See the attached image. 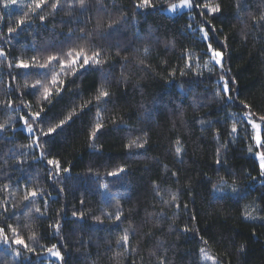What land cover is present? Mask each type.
I'll list each match as a JSON object with an SVG mask.
<instances>
[{"label":"trees","instance_id":"obj_1","mask_svg":"<svg viewBox=\"0 0 264 264\" xmlns=\"http://www.w3.org/2000/svg\"><path fill=\"white\" fill-rule=\"evenodd\" d=\"M29 2L31 0H18L17 5L7 9L0 6V17H3L0 48L8 56V59L0 57V102L13 101L12 107L0 103V123L9 121L6 130L0 133L3 137L0 139V201H6L9 215L12 211L19 215V221L12 215L4 224L19 223L21 235L26 242L36 244L38 252H41L38 245L57 244L65 255L64 264H160L162 259L164 264H203L201 247L215 256L219 264H264V220L260 219L264 217V187L261 186L264 178L260 177L259 164L248 148L252 146L253 152L264 149L255 147L252 128L246 122L238 134L229 136L233 120L240 119L239 115L231 114L246 111L240 101L251 105L255 120L264 115V22L258 20L264 13V0H246V7L239 13L237 0H208L221 6L222 11L211 19V25L217 30L213 42L215 47L225 51V69L238 87V92L232 93L234 102L227 103L215 96L219 69L209 73L200 67L197 70L204 75L198 79L187 69L186 76L180 75L185 50L199 54L207 48L199 32L192 30L202 23L200 9L170 15L163 9L176 0H152L155 8L139 10L135 8L137 0H100L103 7L97 0H89L88 10L82 15L76 13L78 20H68L65 16L68 8L64 6L53 12V0H49L38 10L39 15L46 16L44 24L33 14L31 26L26 23L18 35L9 34L8 27H15ZM204 2L194 0L196 4ZM121 14H126L128 23L120 24L118 31L105 39L96 35L98 20L106 26ZM62 20L68 22L61 23ZM188 24L192 25L191 29L186 27ZM81 28L93 34L90 44L103 49L109 60L105 65L110 72L107 80H102L99 72L88 71L73 77L71 83L66 82L63 93L50 104L39 101L40 90L25 88L24 84L26 79L31 84L40 77L19 75L27 70L10 69L9 61L15 65L17 57L38 55L43 58L66 51L83 42L77 39ZM149 28L153 30L152 38L148 37ZM69 29L73 30L70 40ZM54 33L63 35L55 37L52 47H45ZM224 43L226 49L222 47ZM32 45L38 46L36 51L32 50ZM145 45L150 47L147 55L143 53ZM203 59L206 57L201 59V65ZM193 67H197L195 63ZM173 70L175 76L170 77ZM189 81L193 82L191 91H187ZM102 82L112 95L106 105H101L104 111L100 122L104 127L95 141H90L89 133L96 123V107L81 113L78 106L94 97ZM194 99L196 104H193ZM25 102L32 105L30 110L24 107ZM41 107L44 108L40 118L43 123L34 125L37 135L39 127L46 131L74 107L78 114L56 133L41 138L47 155L36 161L33 157L40 156L39 149L20 147L30 142L31 135L24 130L19 117ZM146 109H151L150 115L146 114ZM200 120L206 122L203 127ZM136 138L141 142L147 140L144 148L126 147ZM177 139L184 148L182 162L175 156ZM93 143L95 147L90 146ZM221 145L226 148H221V164L218 165L216 150ZM52 158L59 159L70 172L50 180V166L46 161ZM18 160L24 161L22 166L17 164ZM120 166L126 168L122 180L107 176ZM21 167L23 173L19 170ZM65 176L67 180H63ZM221 177L228 186L235 180L241 190L239 195L232 193L229 187L224 193H213L212 186L220 183ZM154 182L158 189L154 188ZM101 183H108L109 192L118 194L120 221L114 219L117 199L105 193L99 187ZM5 184L10 185L7 191L3 190ZM60 187L64 188L63 192L59 191ZM36 188L43 189L45 195L37 196L35 204L43 208L44 200L48 199V212L46 218H37L38 214L34 213L29 220L23 215L28 210L23 205L28 202L22 197L27 189ZM49 192L51 196H47ZM172 193L177 195L179 208L163 202L169 200ZM33 206L28 204V207ZM61 209L64 211L58 215ZM73 211L77 217L72 216ZM245 211H252L256 218H246ZM80 213H85L83 218ZM108 213H112V219ZM94 217L101 219L97 221ZM57 219L62 225L60 235H55L49 227ZM25 224L31 227L25 228ZM129 225L130 249H135L134 252H125L116 244ZM185 227L189 231H184ZM33 231L39 237L38 243L28 240ZM201 237L207 240V245ZM241 245H244L243 252ZM12 259L5 257L3 264H12ZM32 261L35 264L34 254ZM42 264L59 262L49 263L44 258Z\"/></svg>","mask_w":264,"mask_h":264},{"label":"snow or ice","instance_id":"obj_2","mask_svg":"<svg viewBox=\"0 0 264 264\" xmlns=\"http://www.w3.org/2000/svg\"><path fill=\"white\" fill-rule=\"evenodd\" d=\"M49 0H31L26 7L27 11L23 13V16L19 17L16 20L15 27H8L7 32L9 34H19V31L22 29V26H24L26 23L30 25V22L32 20L33 14L38 15L39 20L41 24H44L46 21L45 15H39V11L42 9V6L47 5ZM98 5H100V0H97ZM18 0H0V6L7 9L10 5H17ZM66 6L68 8V11L65 12V16L68 17V20L77 19L76 13H80L81 15L88 10L90 7L89 0H63V4L61 3V0H53L51 3V9L54 11L58 10L61 7ZM103 7L102 5H100ZM156 5L152 3V0H137V3L135 4V8L137 10L139 9H148V8H155ZM246 7V0H237L236 3V11L239 13L241 9ZM194 8H198L201 11L199 12V15L202 17V23L199 25L198 29H192L193 32H199L201 42L206 43L207 48L206 51L202 53H193L190 50H185L184 52V68L180 69V75L186 76L188 72L185 70H190L193 73V76L197 79L202 77L204 75L203 71H198L197 69L202 67L205 71L209 73L215 72L217 69H219V77L217 81V89L215 92V96L221 100H225V102H234L233 101V92H238V87L236 86V81L234 78H231L228 75L229 70L225 69L224 62L226 60L225 51H222L220 48H217L214 46V38H215V32L217 31L214 25H211V19L215 18L216 14H219L222 9L219 3H209L208 0H205L203 4H196L194 3V0H176L175 3H170L165 9L168 13H182L184 10L192 11ZM3 17H0V20H2ZM195 19V17H193ZM254 20H256V17H253ZM258 20L260 22H264V13H262ZM68 21L62 20L61 23H67ZM128 23V18L126 14H121V16L116 20H110L107 25L105 26L102 22V20H98L96 24V35H98L101 39H105L106 37L110 36L112 32L118 31V26L120 24ZM133 24L137 23L135 20V17H133ZM187 28H192L191 24H188L186 26ZM80 35L77 37L78 40L83 41L82 43L75 44L73 47H69L66 51H58L55 53L48 54L46 57L41 58L38 55H34L30 58H23V57H17L16 63L13 65L11 61L8 63V67L11 69L12 67H15L16 69H24L27 70L25 72L19 73V75L28 76V75H35L39 76V79L33 80L31 84L28 83L27 79L25 80L24 87L29 88L31 87L33 90L39 89L40 90V97L39 101H44L47 103H51L54 97L60 96L65 88L67 87V83L72 82V78L78 75H83L84 73L88 71L92 72H99L102 80H107L110 72L105 68V65L109 63L108 58L105 56L104 50L100 47H97L95 45L90 44V41L93 38L92 33H86L85 29L81 28L79 29ZM153 30L151 28L148 29V37L152 38ZM211 33V35H210ZM37 35L39 33H36ZM58 35H63V33L56 34L54 33V36L52 40L48 41L45 45V47H52L54 45L55 37ZM73 35V30L69 29V32L67 34L68 39L70 40ZM137 36H139V32L136 33ZM0 39H3V36H0ZM169 44L172 42L169 41ZM220 43V42H216ZM174 46V45H173ZM33 51L37 50V45L30 46ZM119 47V45H117ZM223 48L226 49L227 45L224 43L222 45ZM94 49V50H93ZM150 47L148 45H145L143 48V53L145 55L149 54ZM116 55H119V51H117ZM0 57H4L5 59H8L7 53L4 51L3 48H0ZM206 57V59H203V63L201 65V59ZM123 62L127 63V57L124 58ZM143 63V61H141ZM193 63L196 64L197 67H193ZM114 67V66H113ZM170 77L175 76V70H173L170 74ZM125 82L127 81V77H123ZM13 80H15V77H12ZM67 82V83H66ZM189 87L187 91H191L193 87V82H188ZM196 86H199L196 84ZM181 89L184 88V85H180ZM186 94V93H185ZM112 93L108 90V87L105 83H101L98 88L96 89V94L91 99L82 102L79 107V112H84L87 109H90L91 107H96V114H95V120L96 123L92 127L90 133H89V140L95 141L97 138V134L100 132V130L104 127V124L100 122L102 120V112L104 111V108L101 107V105H106L111 98ZM5 103L6 107H12L13 101L8 100L6 102H0ZM196 99L193 100V104H196ZM240 104L246 111H244L241 114H231V116L235 117L237 115L240 116L239 120L234 119L233 123L230 126L229 136H232L233 134H238L241 125L246 122L248 125L251 126L253 130V135L251 139L255 142V147L257 149H264V137L261 135V129L264 127V115H261L259 117V123L256 122L254 119L255 114L251 111V105L240 101ZM24 107L31 109L32 105L30 103L25 102ZM16 111H19V107H16ZM44 112V108H39L38 111H29L27 115H21L19 117V120L23 122V128L24 130L31 135L30 142L26 145H21V148L24 149H39L40 150V156L39 157H33L34 160L40 161L43 160L47 153L43 150L44 145L41 143V138L48 137L53 133H56L58 129H62L63 126H65L70 120H72L73 116L77 115V109L74 107L73 111L70 112L64 119H61L58 123L50 126L45 131L43 127H39V135H37V128L34 127V125H40L43 123V121L40 119L41 114ZM146 114H151V109H146ZM115 122V121H114ZM9 121H5L4 123H0V133L6 130V125H8ZM199 123L203 127L205 125V121L200 120ZM210 124L211 122H207ZM219 132H217V140L219 139ZM0 139H3L2 136H0ZM147 143V140L144 139L142 142L140 138H136L130 141V143L126 147H137V148H144L145 144ZM91 147H95L94 143L90 145ZM221 148H226V145H221L219 148H217V160L216 163L219 165L221 164L220 154H221ZM175 156L181 160L182 162V156L184 153V148L179 139L175 141ZM248 152H253V147L249 146ZM27 155V153H25ZM255 156L259 161V169H260V177L264 178V150L256 151ZM7 161H5V164ZM24 163V161H17L18 165H21ZM47 166H50V170L48 173V177L50 180H54L61 177V173H69L70 168L63 167L61 164V161L56 158L47 159L46 161ZM166 167V166H165ZM22 173L24 172V169L21 167L19 169ZM91 171V170H89ZM126 172V168L124 166H120L116 168L115 170L108 172L107 176L123 179V173ZM173 176L176 175L175 172L172 173ZM99 178V177H98ZM68 177H63V180H67ZM253 180L256 179V177H252ZM154 188L158 189V185L154 182ZM261 186L264 187V180L261 181ZM101 189L105 190V193L108 195H111L113 199H117L116 193L109 192V184L108 183H101L99 185ZM231 189V192L234 194L239 195L240 189L236 187V182L233 180L232 185L227 186ZM10 188L9 184L3 185V190L7 191ZM60 192L64 191L63 187H60ZM212 192L213 193H224L225 192V182L224 178H220V183L213 184L212 186ZM156 194L158 196L161 195V192L157 190ZM45 192L43 189H27L24 196L22 197L23 201H27L28 204L34 205L33 207H28V204H24L23 207L27 208L28 210L23 213V215L31 220L33 217V214H38L37 218H46L47 212H48V199L44 200L43 208L41 206L35 204V198L37 196H44ZM47 196H51V193H47ZM58 198V197H57ZM164 204L166 205H172L175 204L177 208L180 207V205L177 203V195L175 193L171 194V198L169 200H164ZM6 201H0V264H3L5 257H12V264H33L32 261V255L34 254L36 256L35 264H42V261L45 257L42 256V253H47V258L54 257L56 261L59 262V264H64L65 261V255L61 252L60 247H58L57 244H52L50 247H45L44 245H38L41 249V252L37 251V245L36 244H30L26 242L25 238L21 235V225L19 223L14 224H4L5 220L11 219L12 215L16 216L17 221H19V215L12 211V214L9 215L10 209L5 206ZM81 204H83V200L81 201ZM185 209L187 208V205H184ZM16 208V205H13V209ZM64 209H61L60 213H63ZM77 213L75 211L72 212L73 217H77ZM85 213H80V218H83ZM243 215L248 219H255L256 217L253 216L252 211H245ZM122 212L119 207V200L117 199V210L114 215V219L117 221L121 220ZM109 219L113 218L112 213H108ZM95 220L99 221L100 217H94ZM193 220H195V217H192ZM261 220H264V217H260ZM25 228H30V224H25ZM50 228L54 230L55 235H60L61 230V221L60 219H57L53 224L49 225ZM131 225H129L128 228H125L123 230V233L117 238L116 244L118 246H122L125 249V252L127 251H135V249H130V230ZM184 231H189L187 227H185ZM28 240L34 241L38 243L39 237L35 231L31 233V235L28 236ZM61 240H63V237H61ZM201 240L205 245H207V240H204L203 237H201ZM66 247V245H64ZM240 251H244V245L240 246ZM200 252V259L203 262L211 261V264H219L218 259L210 255L208 250L205 247H201L199 249ZM121 254L118 252L116 253V256L119 257ZM160 264H164V260L162 259L160 261Z\"/></svg>","mask_w":264,"mask_h":264},{"label":"rangeland","instance_id":"obj_3","mask_svg":"<svg viewBox=\"0 0 264 264\" xmlns=\"http://www.w3.org/2000/svg\"><path fill=\"white\" fill-rule=\"evenodd\" d=\"M173 3H175V2H173ZM168 7V6H167ZM167 7H165L164 9H163V11L165 12V13H167V14H170V15H174V14H176V13H168V12H166L165 11V9H167ZM179 13V12H178ZM256 122L257 123H259L260 121L259 120H256ZM263 129H264V127H262V129H261V135H262V131H263ZM253 131V130H252ZM254 145H255V142H254ZM252 154L254 155V157L256 158V156H255V152H252ZM256 160H257V162H258V164H259V161H258V159L256 158ZM227 186H228V184H225V192L227 191ZM43 257H45V259L47 260V262H51V261H55L56 259L54 258V257H51V258H47V255L45 254V255H43ZM203 262V261H202ZM203 264H211V261H208V262H203Z\"/></svg>","mask_w":264,"mask_h":264}]
</instances>
